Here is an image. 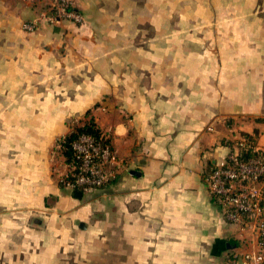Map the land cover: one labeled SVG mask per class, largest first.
<instances>
[{"label": "crops", "instance_id": "obj_1", "mask_svg": "<svg viewBox=\"0 0 264 264\" xmlns=\"http://www.w3.org/2000/svg\"><path fill=\"white\" fill-rule=\"evenodd\" d=\"M52 1L0 0V264L264 254L203 178L244 134L264 154V0H72L25 30ZM90 119L117 174L77 190L59 142Z\"/></svg>", "mask_w": 264, "mask_h": 264}, {"label": "built area", "instance_id": "obj_2", "mask_svg": "<svg viewBox=\"0 0 264 264\" xmlns=\"http://www.w3.org/2000/svg\"><path fill=\"white\" fill-rule=\"evenodd\" d=\"M62 17L81 22L82 15L72 0H53L50 8L32 21L23 24L35 31L42 20L56 22ZM68 171L64 182L77 190L105 187L115 178L116 154L110 138L105 135L81 133L72 142V156L67 158ZM204 182L230 224L249 228L264 249V154L256 138L242 135L230 146L229 153L219 159L203 176ZM241 264H262L264 254H235Z\"/></svg>", "mask_w": 264, "mask_h": 264}, {"label": "trees", "instance_id": "obj_3", "mask_svg": "<svg viewBox=\"0 0 264 264\" xmlns=\"http://www.w3.org/2000/svg\"><path fill=\"white\" fill-rule=\"evenodd\" d=\"M81 133L98 135L96 125L92 119L80 126H76L64 139L60 141L61 145L65 149V155L67 156V158H70L72 156V142L76 140ZM244 135L252 136L251 134Z\"/></svg>", "mask_w": 264, "mask_h": 264}, {"label": "rangeland", "instance_id": "obj_4", "mask_svg": "<svg viewBox=\"0 0 264 264\" xmlns=\"http://www.w3.org/2000/svg\"><path fill=\"white\" fill-rule=\"evenodd\" d=\"M59 145H61V142H59ZM61 146H62V145H61ZM63 149H64V148H63ZM64 151H65V150H64ZM66 157H67V156H66ZM258 244H259V240H258ZM259 245H260V244H259ZM262 250H263V249H262ZM262 252H263V251H262ZM235 254H238V253L235 252V253L233 254V256H234ZM239 254H240V253H239ZM233 256H232L231 259H232V262L235 264V262H234V260H233ZM240 264H241V263H240ZM263 264H264V261H263Z\"/></svg>", "mask_w": 264, "mask_h": 264}]
</instances>
